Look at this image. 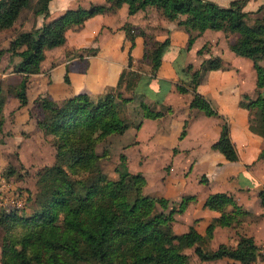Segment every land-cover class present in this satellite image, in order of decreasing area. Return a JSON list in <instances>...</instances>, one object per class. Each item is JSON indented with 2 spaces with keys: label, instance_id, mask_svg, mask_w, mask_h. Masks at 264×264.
<instances>
[{
  "label": "trees",
  "instance_id": "16d2710c",
  "mask_svg": "<svg viewBox=\"0 0 264 264\" xmlns=\"http://www.w3.org/2000/svg\"><path fill=\"white\" fill-rule=\"evenodd\" d=\"M106 1L108 4L90 3L87 7L68 8L41 26L21 31L10 40L5 49L10 52V60L14 56L19 57L13 71L23 74L13 90L19 106L26 105L28 101V75L39 71L45 50L62 44L68 28L81 25L97 13L115 11L122 3L128 4L130 14L152 6L168 19L177 20V24L188 32L187 49L208 28L235 33L237 37L230 43V49L252 60L256 85L264 87V4L256 10L247 11L244 6L248 0H230L227 5L214 0ZM48 2L0 0V30L12 26L22 9L27 7L32 8L35 14L47 16ZM122 27L133 45L137 31L130 23ZM138 32L145 36L142 58L151 67L149 74L133 68L129 50L128 63L121 70L116 85L106 87L102 94L93 96L79 92L60 101L44 94L34 100L39 109L37 128L52 136L57 162L39 169L37 190L32 196L35 207L30 214H19L15 209L1 212L0 226L4 235L0 264H199L198 260L222 257L238 260L241 264H252L259 254L253 238L246 234H239L235 246L220 243L214 249L206 247L216 225H229L241 213L232 194L216 191L206 197L204 207L222 211L227 204H232L233 211L222 212L214 218L205 234L199 233L194 226L177 233L172 227L174 213L185 208L190 196L183 197L175 205L164 197L155 199L145 193V176L129 170L124 153L119 154V162L114 168L117 173L115 179L101 169L93 170L99 157L96 145L111 133H123L132 123L135 126L139 124L126 121L119 115L116 97L129 101L131 97L123 96V90L145 95L146 84L150 78L156 77L161 64L163 47L170 41L168 37L162 41L155 40L141 29ZM206 48L207 44H204L198 53H203ZM3 51L1 49L0 54ZM96 52L97 48L93 46L75 51L81 57ZM187 67L191 68L192 64ZM223 67L226 66L222 57L211 55L195 68L189 83L177 82L176 86L179 91L192 89L194 97L190 101L191 106L206 115L221 118V132L212 146L233 161L238 159V152L230 136L227 118L197 90L209 70ZM65 80L69 81L67 73ZM113 89L117 90L116 93ZM5 97L4 93L0 96V128ZM160 102L155 100L154 104ZM161 105L164 110L158 111L154 110L155 106L142 102L143 116H162L170 108ZM240 105L258 108L264 129V95L260 90L254 98L243 94ZM16 170L10 165L0 172V176H11ZM258 196L264 207V187L259 189ZM157 203L160 209L152 214ZM190 247H193L195 259H191L185 251Z\"/></svg>",
  "mask_w": 264,
  "mask_h": 264
},
{
  "label": "crops",
  "instance_id": "0c3cea01",
  "mask_svg": "<svg viewBox=\"0 0 264 264\" xmlns=\"http://www.w3.org/2000/svg\"><path fill=\"white\" fill-rule=\"evenodd\" d=\"M90 3L108 4L106 0H49L47 16L35 14L32 8H24L12 26L0 30V37H5L0 47L7 48L18 30H31L57 17L68 8L87 7ZM176 22L152 6L130 14L128 4L122 3L115 11L97 13L81 25L68 28L65 41L46 49L39 71L28 75L26 105L18 106V98H12L16 105L14 119L21 121L26 117L29 123L25 120V127L32 126L26 128V131L36 129V135L41 137L36 124L39 109L34 102L39 95H49L52 99L60 101L79 92H87L93 96L102 94L106 87L116 85L121 70L128 63L129 50L133 68L149 74L148 62L142 58L145 36L138 31L141 29L158 41L168 37L170 41L163 47L161 64L149 86L152 90L158 89V79L169 83V90L160 103L170 109L156 118L141 117L138 122L132 121L139 123L138 126L132 123L122 134L132 132L136 137L123 147L125 152L122 153L127 155L129 165L133 164L132 172H141L145 176V193L151 195V192L147 191L148 184H154L159 195L175 205H178L183 197L190 196L185 208L174 213L172 227L175 232L182 233L194 226L199 233L205 234L208 224L214 218L222 212H232V204H227L222 211L204 207V201L210 193L224 191L233 195L241 213L229 225H216L206 247L214 249L220 243L235 246L239 234L251 236L258 246L264 241V207L258 196L259 189L264 187V129L258 108H246L240 105V100L243 94L257 96L258 90L264 94V87L258 88L256 85L257 76L252 60L237 55L230 49V43L237 37L235 33H231L233 39L227 48L214 53L222 57L226 67L209 70L197 86V90L229 122L230 136L238 152V159H226L212 146L221 132V118L206 115L200 109L189 113L190 100L183 98L184 93L177 89V71L172 55L175 48L182 52L183 48L184 51L187 49V36L180 31ZM125 23H130L137 31H134L133 45L122 27ZM208 29L211 31L206 29L190 50L185 52L189 54L190 63L195 68L203 59L211 56L208 52L198 53L200 47L204 44H226L221 41L226 39L224 31ZM91 46L97 48L93 55L81 57L75 53L79 48ZM6 52L9 53L10 59L9 51H4L3 54ZM239 57H245L250 62ZM12 59L16 63L19 57L14 56ZM1 63L0 59V82L10 83L11 80L9 86L13 85L12 90H15L23 74L14 71L7 73ZM244 64L248 65L250 70L245 71ZM66 73L68 82L65 80ZM0 87L2 91V85ZM145 96L146 99L153 100ZM11 97L7 89L2 109L3 124ZM160 103H157V106H161ZM32 109L38 113L32 116ZM21 137L20 135L19 143ZM52 148L55 150L53 146ZM148 155L170 156L171 159L148 168L147 162L143 161L144 156ZM137 158L139 161L141 159V162L135 165ZM202 178L207 180L205 187L201 182ZM198 261L199 264H241L229 257ZM252 264H264V258L258 254Z\"/></svg>",
  "mask_w": 264,
  "mask_h": 264
},
{
  "label": "rangeland",
  "instance_id": "374dc122",
  "mask_svg": "<svg viewBox=\"0 0 264 264\" xmlns=\"http://www.w3.org/2000/svg\"><path fill=\"white\" fill-rule=\"evenodd\" d=\"M214 1H216L217 3L221 5H227L230 0H214ZM263 2L264 0H251V2L246 3V5L244 6V9L247 11L254 10L258 7L259 4H263ZM180 17L183 18L184 16H180ZM177 26L180 29V31L186 34L187 36L186 41H188V37H189L188 32L181 25L177 24ZM207 30H210V29H207ZM19 32H21V30H18L16 34H18ZM230 34L231 33L225 34V37H226L225 41L220 39L222 42L226 43V44H223L224 46L222 44L218 45V43L208 44L206 50L203 51V53L208 52L210 55H213L214 53L218 52L220 49H224V47L226 49L227 46L229 45V42L233 39L232 38L233 35L231 34L232 35L231 36ZM199 37L200 35L194 39L192 45L195 44V41L198 40ZM3 38L2 36L0 37L1 44L3 42ZM178 39L180 40L179 37ZM190 48L185 49V51L183 48L182 49L183 52L176 48L173 50L174 52H173L172 57L174 60V66H175L174 68L177 71L176 81L179 83H185V84L189 83L190 78L192 76V72L195 70V67L193 66V64H192L193 68L187 67V65L191 63H190V59L188 58L189 54L187 55L185 54V52L189 51ZM1 49L4 51H7L5 50L6 49L5 47H0V50ZM4 51L0 54V59L2 61L1 66H3L2 68L4 69L5 72L11 74V72H13V66L15 62L14 60L8 59L9 53L6 52L5 54H3ZM234 56H236L237 58V55L234 54ZM239 58H242V60H246L247 62H250L249 59H246L245 57L244 58L239 57ZM7 61L8 63H6ZM194 62L197 64L196 60H194ZM260 63L263 64V61H260ZM147 64L149 65V63ZM247 66L248 65L244 64L245 71L250 70V67L247 68ZM150 70H151V67L149 65L148 72ZM151 79L152 78H150V80L146 79L149 81L146 84L144 92H145V95L153 99L152 101L148 98L146 99L145 95L133 94L130 91H126V90H123L122 94L123 96L131 97L129 101H123L121 98L116 97L115 101L119 109V115L122 118H124L126 121L138 122L141 117L143 118L145 117L143 116L144 110L141 107L142 102H144L146 105L150 107L155 106L154 110H158V111L164 110V107L162 105L157 106V104H154V102L155 100L162 101V99L165 97L166 93L169 90V83H167L166 81H163L162 79L160 80L158 79L159 88L152 90V88H150L149 86ZM9 82L10 83H6L4 81L0 82V85H2V88H3V90L0 91L1 93L0 96H2L3 93L6 95L7 89H8V93L9 94L11 93V96H12L6 108L7 117L5 118L2 129H0V172H3L4 169L10 165H13L14 167H16L17 170L11 176H0V214L2 211H9V210L15 209L17 210L19 214L27 215V214H30L35 207L32 201V196L33 194H35L37 190L36 181L38 179L39 169L46 164H51V163H54L55 161L57 162V159L55 157V150H53L52 148L53 145H52L51 135L44 134L41 130H39V135H41V137H38L35 133L36 129L34 130L32 129L33 131H28V132L26 131V128L29 129L30 127H32L31 125L30 127L28 126L25 127L27 123L25 120H27L29 123V120L26 119V117H24V120H21V121L14 119L13 113H14L16 105L15 103H13L14 101H12V98H15L16 96L13 94V90H12L13 85L9 86V84H11L12 81L10 80ZM113 90L116 93L117 90L116 89H113ZM180 92L184 93L183 98L188 99L190 101L194 97V93L192 89L190 88L186 91H180ZM190 101H189V106H190L189 113L190 111L199 109L197 107L191 106ZM37 113H38L37 110L32 109V116ZM186 121L187 119L185 120V122ZM20 135L22 136L21 137L22 139L19 143ZM135 137H136L135 134L132 132L126 133V134L114 132V133L109 134L104 140H102L96 145L95 151L99 157L96 160L93 170L101 169L111 179H115L117 177V173L114 170V168L116 164L119 162V154L122 152H125L123 147L127 143H130L131 141H133ZM170 159H171L170 156L148 155V156H144L143 161L147 162L148 168H151L155 166L156 164L158 165L159 163L168 162L170 161ZM139 162H141V159L139 161V158H137L134 163H136L135 165H137ZM127 165H128L129 170L132 172L133 164L130 166L127 161ZM157 172L159 174V171ZM151 173L152 172L150 171V175ZM198 173H199V170L197 171V174ZM201 182L203 183V187H205L207 180L202 178ZM156 188L157 187L154 184L153 185L148 184L147 191L151 192V196L154 197L155 199L161 198L162 196L159 195V193L156 191ZM169 203L172 204V202L170 201ZM159 209H160V205L159 203H157L152 214L155 211H158ZM3 235H4V230L0 226V250H1V245H2L1 243L3 239ZM185 251L190 255L191 259L196 258V255L193 252V247L187 248ZM78 264H94V263L79 262Z\"/></svg>",
  "mask_w": 264,
  "mask_h": 264
},
{
  "label": "built area",
  "instance_id": "2783aa9c",
  "mask_svg": "<svg viewBox=\"0 0 264 264\" xmlns=\"http://www.w3.org/2000/svg\"><path fill=\"white\" fill-rule=\"evenodd\" d=\"M258 253L264 258V241L258 245Z\"/></svg>",
  "mask_w": 264,
  "mask_h": 264
}]
</instances>
